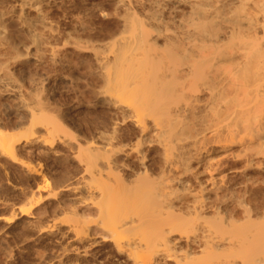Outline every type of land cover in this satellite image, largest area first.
Segmentation results:
<instances>
[{"label":"bare ground","instance_id":"bare-ground-1","mask_svg":"<svg viewBox=\"0 0 264 264\" xmlns=\"http://www.w3.org/2000/svg\"><path fill=\"white\" fill-rule=\"evenodd\" d=\"M88 4L112 21L102 39H88L102 51L94 54L110 89L105 102L120 116L111 131L83 137L73 155L74 205L89 211L80 214L86 227L73 250L101 254L99 236L119 264H264V0H12L9 7L0 0V46L9 38L8 14L31 45L58 34L77 46L74 24L59 32L43 8L58 6L82 29ZM2 62L0 91L31 117L25 137L42 127L41 140L54 146L62 125H52L40 104L28 106ZM21 138L0 128V154L16 163ZM29 161L22 163L46 191L43 164ZM41 197L28 199L29 208Z\"/></svg>","mask_w":264,"mask_h":264},{"label":"rangeland","instance_id":"rangeland-1","mask_svg":"<svg viewBox=\"0 0 264 264\" xmlns=\"http://www.w3.org/2000/svg\"><path fill=\"white\" fill-rule=\"evenodd\" d=\"M3 1L5 6H12V0ZM86 8L88 9L86 10L88 16L85 17L83 25L87 24L88 27L82 26V29L74 26L75 23L70 18L67 17L64 20L63 11L58 6H53L51 9L48 7L43 8L47 14L49 13L48 16L52 18H49V20L51 19L54 29H58L59 32L60 30L63 32L76 29L75 31L83 33L77 34L73 31V36L76 39L78 38L76 35H81L78 39L80 45L77 46H73V44L63 45L65 37L59 35L60 38L58 34L54 35L55 37L41 39L40 47L39 45H31L30 41L24 36L26 29L19 25L16 17H10L11 14L4 16L9 36L7 41L9 42L5 41L0 46V62L3 61L7 65L13 79L22 83L23 98L29 104L28 106L37 108L40 104L46 113L50 114L48 117H50L51 123L53 121L52 125L60 122L59 124L63 128H60L62 132L59 129V139H64L58 141L59 139L56 138L55 143H53L54 146L50 147L49 144L41 140V135H45L42 127L35 129L37 130L35 133H38L33 135V138H26L25 135L28 133L27 128L31 120L28 108L20 106L15 98L0 91V128L9 131L16 138L22 137L15 147L16 157L20 164L18 161L13 163L7 155L0 154V264H119L110 251L111 245L102 242L98 236L99 234L96 240L102 243L101 254L84 258L79 256L76 250H73V246H77V244H74L73 239L79 231L78 228L82 230L83 225L86 227V224L83 223L82 225L81 223L84 220L82 217V221L80 220V214L88 211L87 206H85L86 208L75 206L77 203H75L76 198H73V196L75 197L76 194L73 193V195L71 190L73 189L72 186H76L79 181L77 174H79L80 167L73 155L80 143L85 144L83 143L86 141L85 137H88V141H92L99 130L111 131L107 129L112 128L115 116H120L109 104L110 102H105L109 101V95L106 94L108 90L110 91L107 83H104L103 77H101L105 69L101 70V67L97 64L95 59L100 53L95 56V50L89 48L90 40L88 39L90 36L102 39L103 33L105 30H109L112 21L108 18H101L91 4H88ZM28 9L26 10L27 15L34 19L32 11ZM107 9L109 8L107 7ZM18 14L19 10H16L14 15ZM38 20L35 18L33 22L37 26H42L41 21ZM71 24H74V27ZM78 28L83 31L77 30ZM80 39H88V41H82V44L84 46L87 41L90 50L86 48L87 44L83 48L79 47L82 46ZM56 46L59 49H56ZM96 46L95 49L98 48V45ZM52 49L55 51L54 54L57 53L55 56L51 53ZM98 50L100 49L98 48ZM100 52L102 51L100 50ZM34 81H37V84ZM27 123H29L28 126ZM61 125L59 126L61 127ZM127 126L128 124L120 126L123 134L130 127ZM75 140L76 142H74ZM53 150H57L58 153L53 154ZM23 161H29L32 165H36L38 162L41 165L43 164L42 174L49 180V186L52 188H46V191L41 190L39 187L42 184L41 177L35 176L28 170L25 164L23 165ZM70 187L71 189L68 190ZM33 192H36V194H33ZM51 194H54V196H51ZM31 195L32 197H30ZM33 196L35 198L40 196L42 199L36 204L37 206L29 208L31 205L29 200L32 201ZM22 208L29 209L27 214L21 211ZM77 211H79L78 217ZM88 213L89 211L86 214ZM92 214H95V212ZM9 218L13 220L11 221ZM65 247H67V250H65Z\"/></svg>","mask_w":264,"mask_h":264},{"label":"snow or ice","instance_id":"snow-or-ice-1","mask_svg":"<svg viewBox=\"0 0 264 264\" xmlns=\"http://www.w3.org/2000/svg\"><path fill=\"white\" fill-rule=\"evenodd\" d=\"M259 207L261 208V210H264V204L259 205Z\"/></svg>","mask_w":264,"mask_h":264}]
</instances>
